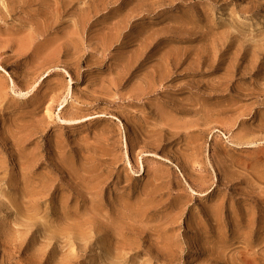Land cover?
<instances>
[{
  "label": "rangeland",
  "instance_id": "obj_1",
  "mask_svg": "<svg viewBox=\"0 0 264 264\" xmlns=\"http://www.w3.org/2000/svg\"><path fill=\"white\" fill-rule=\"evenodd\" d=\"M0 264H264V0H0Z\"/></svg>",
  "mask_w": 264,
  "mask_h": 264
},
{
  "label": "bare ground",
  "instance_id": "obj_2",
  "mask_svg": "<svg viewBox=\"0 0 264 264\" xmlns=\"http://www.w3.org/2000/svg\"><path fill=\"white\" fill-rule=\"evenodd\" d=\"M168 161V160H167ZM194 192V191H193ZM198 193V192H197Z\"/></svg>",
  "mask_w": 264,
  "mask_h": 264
}]
</instances>
